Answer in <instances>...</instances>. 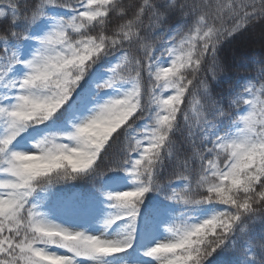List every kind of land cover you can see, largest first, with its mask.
<instances>
[{"label": "snow or ice", "instance_id": "snow-or-ice-1", "mask_svg": "<svg viewBox=\"0 0 264 264\" xmlns=\"http://www.w3.org/2000/svg\"><path fill=\"white\" fill-rule=\"evenodd\" d=\"M41 20L48 30L32 35ZM250 31L264 49V0H0V264H113L133 247L149 192L186 210L220 206L199 222L166 225L170 238L143 252L155 264H206L241 238L245 259L264 264V57H253L245 69L251 79L238 89L212 88L239 71L223 44ZM25 40L32 41L28 56L20 50ZM105 63L103 77L86 79ZM112 89L117 95L105 98ZM65 105L88 113L64 137L73 146L51 134L36 142L38 152L12 149ZM106 159L101 169L97 162ZM166 161L172 167L162 182ZM115 171L130 176L132 187L101 193L116 212L100 234L45 219L30 199ZM177 181L181 187L162 192V183Z\"/></svg>", "mask_w": 264, "mask_h": 264}, {"label": "trees", "instance_id": "trees-1", "mask_svg": "<svg viewBox=\"0 0 264 264\" xmlns=\"http://www.w3.org/2000/svg\"><path fill=\"white\" fill-rule=\"evenodd\" d=\"M132 2L133 0H123L125 5ZM50 13L56 16L66 14L62 9H51ZM145 22L147 23V21ZM49 23L50 22L48 20H41L38 22L32 28V35L35 36L47 31ZM117 23H119V21L114 20L110 27H115ZM260 30V25L255 26V32L258 33ZM13 43L15 42L13 41ZM260 45V39L251 31L245 34H239L226 41L222 46V54L231 62L230 68L239 69V71H229L218 81L213 82V90L223 92L230 87L238 89L239 86L245 83L246 80L251 79V75H249L245 69L251 68L253 57H264V49H262ZM31 47V40L22 41L20 49L22 55L28 56L31 51ZM131 52L133 55L136 54L135 46H133ZM109 66L110 64L107 63L102 66H94L91 75L86 79L95 80L103 77L105 73L102 69H106ZM98 68L101 70L97 71ZM22 71V69L18 68L17 72L13 75L19 76L22 74ZM2 92L3 89L0 88V93ZM115 92V89H112L103 93V95L107 98L109 96H113ZM66 107L67 105L63 106L61 110L49 119V121L27 128L25 132L17 137L14 143L20 140H25L32 135L38 137L40 140L43 139L45 135L51 134H57L61 137L56 142L64 143L63 140L65 139L64 137L66 133L72 130V124L77 122L83 113V111H79L77 109H68V111H64V108ZM61 113L63 114L61 115ZM143 123L144 121H139L136 127H141ZM0 131H2V127H0ZM14 143L12 145V149ZM118 147V145H114L113 149L110 150V153L115 151ZM97 163L100 164L101 169H103L108 163V160H101ZM171 167L172 163L170 161H166L159 173V178L162 182L166 180ZM0 178H3L2 174H0ZM130 180L131 177L123 172H109L101 178L88 177L84 180H74L56 185L47 193H42L37 190L33 193V196L30 199L32 203L37 205L38 211L42 210L49 214H56L60 217L80 220L86 225H103V220L107 218L109 213H115L116 209L107 207V205L112 204L113 201L107 200L103 195H101V193L110 192L107 185L109 181L130 182ZM182 183L183 182L181 181L174 182L171 185L162 183V192L168 193L171 188L181 187ZM219 207V205L208 203L192 206L186 210L185 206L177 204L173 201H168L159 193L149 192L146 194L144 203L141 206L136 233L149 229L166 231V225L170 224L173 220H183L185 217L191 218L188 221L189 223L199 222L202 218L213 214V210H218ZM125 222L126 221L124 220L119 221L116 224H113L111 228L122 229ZM255 234L257 236L262 234L260 227H257ZM244 247L245 241L241 238L237 241L235 250L228 252L218 251L209 257L206 264H255L254 261L246 260L241 254L240 249H243ZM253 251L257 256H260L259 249L254 247ZM143 252L144 250L138 244H133V247L129 249L128 252L119 254L113 258L130 259L144 257Z\"/></svg>", "mask_w": 264, "mask_h": 264}, {"label": "rangeland", "instance_id": "rangeland-1", "mask_svg": "<svg viewBox=\"0 0 264 264\" xmlns=\"http://www.w3.org/2000/svg\"><path fill=\"white\" fill-rule=\"evenodd\" d=\"M117 95L115 92L113 96ZM91 107V105H89ZM87 112H84L81 114V117L83 115H87ZM39 140L38 137L32 135L29 138L25 140H20L14 143L13 150L18 151H24V152H38V149L34 148V145ZM64 143L68 144L70 147L74 145V141H69L66 138L63 140ZM108 189L110 192H117V191H124L128 190L132 187V184L130 182H118V181H109L108 182ZM45 219L51 220L52 222L59 223L64 227H67L74 231H85L89 234H100L103 231V225H86L84 222L80 220H74L70 219L68 217H60L56 214H49L47 212H44L42 210H39ZM210 216H206L203 219L209 218ZM121 229L117 228H109L108 234L114 235L118 232H120ZM171 234L167 231H161V230H155V229H149V230H143L138 233H136V241L134 244H138L144 251L151 247L153 244L156 243V241H163L166 238H170ZM53 251H61L58 249H51ZM112 259L113 264H155L154 261H152L148 257H137V258H110Z\"/></svg>", "mask_w": 264, "mask_h": 264}]
</instances>
